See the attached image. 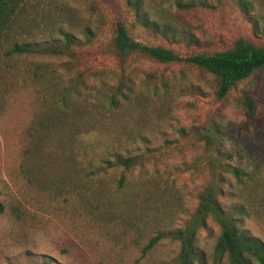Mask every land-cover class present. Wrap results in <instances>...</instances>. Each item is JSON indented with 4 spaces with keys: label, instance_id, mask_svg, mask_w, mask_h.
Listing matches in <instances>:
<instances>
[{
    "label": "rangeland",
    "instance_id": "rangeland-1",
    "mask_svg": "<svg viewBox=\"0 0 264 264\" xmlns=\"http://www.w3.org/2000/svg\"><path fill=\"white\" fill-rule=\"evenodd\" d=\"M117 21L183 58L264 45V0H27L4 45L61 52H0V264H178L179 241L146 246L185 228L211 185L264 243V68L219 101L215 77L188 62L121 61ZM221 232L212 217L198 230L197 264H231Z\"/></svg>",
    "mask_w": 264,
    "mask_h": 264
},
{
    "label": "trees",
    "instance_id": "trees-1",
    "mask_svg": "<svg viewBox=\"0 0 264 264\" xmlns=\"http://www.w3.org/2000/svg\"><path fill=\"white\" fill-rule=\"evenodd\" d=\"M27 0H0V52L8 58H21L36 53L61 52V49L52 48L51 45L39 47L37 42H14L8 46L4 41L10 35L16 18L23 4ZM70 42V35L64 33ZM113 44L121 61L129 55L138 53L150 59L162 62H188L211 73L216 79L215 96L219 101L227 99L231 91L239 82L246 80L256 71L264 68V45L257 44L246 38L237 39L229 49L214 53H201L188 58L179 56L174 50L162 45H147L134 39L123 21L116 22ZM42 65L37 66L40 69ZM117 99L111 98L116 104ZM62 107L69 103L68 95L61 96ZM244 105L252 114L254 102L246 94ZM216 130L211 127L203 134L207 145L215 144ZM36 144V141L31 145ZM135 158H119L118 163L127 169L135 165ZM225 171L232 172L239 180L243 178V171L237 168L224 166ZM122 177V181H124ZM4 210L0 204V212ZM244 212L243 209L234 212L225 211L219 202V191L216 186L207 187L199 196L196 212L187 222L185 228L169 234L158 233L146 246L145 251L154 247L164 238H172L181 244L177 257L178 264H197L200 255L196 249V236L200 228L207 226L209 218H214L221 226V236L216 246L219 256H227L231 264H264V243L249 232L241 229L236 214Z\"/></svg>",
    "mask_w": 264,
    "mask_h": 264
}]
</instances>
